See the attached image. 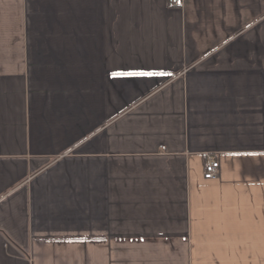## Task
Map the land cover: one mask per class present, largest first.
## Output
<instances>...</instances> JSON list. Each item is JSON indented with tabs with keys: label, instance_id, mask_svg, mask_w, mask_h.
<instances>
[{
	"label": "crops",
	"instance_id": "0c3cea01",
	"mask_svg": "<svg viewBox=\"0 0 264 264\" xmlns=\"http://www.w3.org/2000/svg\"><path fill=\"white\" fill-rule=\"evenodd\" d=\"M0 264H264V0H0Z\"/></svg>",
	"mask_w": 264,
	"mask_h": 264
},
{
	"label": "built area",
	"instance_id": "2783aa9c",
	"mask_svg": "<svg viewBox=\"0 0 264 264\" xmlns=\"http://www.w3.org/2000/svg\"><path fill=\"white\" fill-rule=\"evenodd\" d=\"M171 4H178L179 0H170ZM220 174V160L208 156L205 161L203 176L205 179H215Z\"/></svg>",
	"mask_w": 264,
	"mask_h": 264
}]
</instances>
